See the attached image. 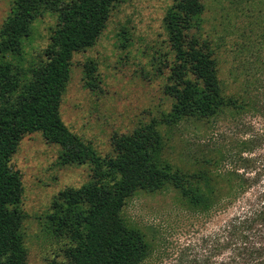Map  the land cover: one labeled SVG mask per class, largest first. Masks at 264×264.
<instances>
[{"label":"trees","instance_id":"trees-1","mask_svg":"<svg viewBox=\"0 0 264 264\" xmlns=\"http://www.w3.org/2000/svg\"><path fill=\"white\" fill-rule=\"evenodd\" d=\"M122 0H12L0 26V264H27L20 208L23 186L10 165L21 138L40 131L60 146L59 163L91 165V179L66 187L52 199L47 221L64 237L63 260L50 264H143L154 244L121 215L135 192L174 189L196 220L211 223L199 251L188 264H264V133L223 143L216 140L194 170L173 165L163 156L162 133L155 121L130 133L113 134V154L99 155L71 132L59 107L70 78L74 52L91 47L104 30L112 9ZM201 0H173L163 25L174 60L168 121L214 117L236 107L223 92L212 48L194 29L201 25ZM44 12L56 13L49 43L36 64L19 65L31 25ZM95 69L85 66V85L93 86ZM158 240L157 257L167 256ZM183 248L174 264L185 257Z\"/></svg>","mask_w":264,"mask_h":264},{"label":"rangeland","instance_id":"rangeland-1","mask_svg":"<svg viewBox=\"0 0 264 264\" xmlns=\"http://www.w3.org/2000/svg\"><path fill=\"white\" fill-rule=\"evenodd\" d=\"M69 1V0H64ZM12 0H0V26ZM173 0H122L114 6L95 43L74 52L70 78L62 94L60 115L69 130L101 156L113 154L111 136L130 133L143 123L155 121L162 133L163 156L173 165L194 170L216 140L229 144L264 133V0H201V25L194 29L208 43L217 61L223 92L236 107L222 108L208 119L168 121L172 97L169 85L173 51L163 16ZM56 13L44 12L31 25L18 60L27 68L43 58ZM93 62V86L85 85V66ZM262 146L256 152L264 150ZM60 146L47 142L40 131L25 134L10 165L18 170L23 193L22 232L27 264L63 260L68 244L55 236L47 221L53 197L66 187L78 188L91 179V165L59 163ZM121 215L138 227L154 244L143 264H174L183 248L193 258L200 238L211 223L186 208L171 187L135 192L126 200ZM158 240L167 256L158 258Z\"/></svg>","mask_w":264,"mask_h":264}]
</instances>
